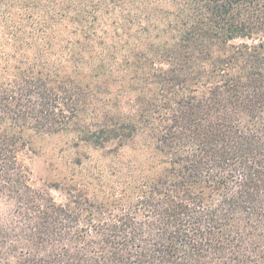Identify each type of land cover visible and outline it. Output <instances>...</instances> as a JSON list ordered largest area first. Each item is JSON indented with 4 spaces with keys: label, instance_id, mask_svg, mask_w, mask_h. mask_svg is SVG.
Listing matches in <instances>:
<instances>
[{
    "label": "trees",
    "instance_id": "16d2710c",
    "mask_svg": "<svg viewBox=\"0 0 264 264\" xmlns=\"http://www.w3.org/2000/svg\"><path fill=\"white\" fill-rule=\"evenodd\" d=\"M82 3L0 0V264H264V0ZM28 133L99 155L35 187Z\"/></svg>",
    "mask_w": 264,
    "mask_h": 264
},
{
    "label": "rangeland",
    "instance_id": "374dc122",
    "mask_svg": "<svg viewBox=\"0 0 264 264\" xmlns=\"http://www.w3.org/2000/svg\"><path fill=\"white\" fill-rule=\"evenodd\" d=\"M71 9H76L73 3ZM139 10L138 0H83L81 7L89 38L106 43L123 38L125 31L146 26L140 19H145V16ZM123 22H127L125 26ZM24 140L18 158L28 169L29 181L35 187L61 182L74 171H80L73 163L76 158L90 156L94 159L99 155L86 145H74L70 135L63 133H28ZM51 193L58 202L63 200L60 192L52 189Z\"/></svg>",
    "mask_w": 264,
    "mask_h": 264
}]
</instances>
